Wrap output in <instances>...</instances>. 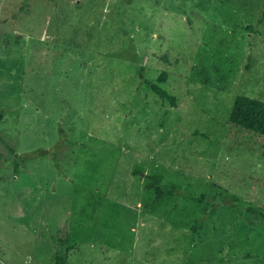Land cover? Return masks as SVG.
I'll list each match as a JSON object with an SVG mask.
<instances>
[{"label":"rangeland","instance_id":"obj_1","mask_svg":"<svg viewBox=\"0 0 264 264\" xmlns=\"http://www.w3.org/2000/svg\"><path fill=\"white\" fill-rule=\"evenodd\" d=\"M238 95L264 101V0H0V264H264ZM152 174L185 197L149 207Z\"/></svg>","mask_w":264,"mask_h":264},{"label":"trees","instance_id":"obj_2","mask_svg":"<svg viewBox=\"0 0 264 264\" xmlns=\"http://www.w3.org/2000/svg\"><path fill=\"white\" fill-rule=\"evenodd\" d=\"M146 71L147 69L144 67L139 70L138 75L140 79L153 91L156 96L164 101H168L172 106L178 108L180 106V104L178 103V97L168 92L161 85L168 82V74L166 72L159 74V82L157 83L152 78L147 77ZM230 124L234 127H238L251 132L264 140V101L245 95H238L233 103L232 111L230 114ZM138 170H140L139 167L135 168L134 173H137ZM149 178L152 182L148 186V189H153L156 193L155 199L151 204H149V207L160 204L168 197H177L179 198V200L185 197L182 196V192L176 185H174L170 190L166 189L162 184V174H152ZM213 197L214 198L211 199L212 203L214 204L213 207L216 208L218 206H222L221 204H216V202L219 201L218 197ZM205 199L206 197L203 196L201 198H197L196 200L201 202ZM221 203L225 206L231 205V202H229V200ZM200 222L201 220H197L195 222L193 231L196 230Z\"/></svg>","mask_w":264,"mask_h":264},{"label":"water","instance_id":"obj_3","mask_svg":"<svg viewBox=\"0 0 264 264\" xmlns=\"http://www.w3.org/2000/svg\"><path fill=\"white\" fill-rule=\"evenodd\" d=\"M142 176H145V173H142Z\"/></svg>","mask_w":264,"mask_h":264}]
</instances>
